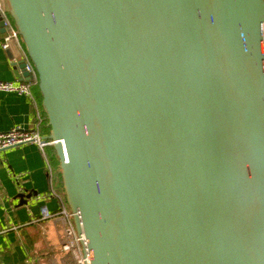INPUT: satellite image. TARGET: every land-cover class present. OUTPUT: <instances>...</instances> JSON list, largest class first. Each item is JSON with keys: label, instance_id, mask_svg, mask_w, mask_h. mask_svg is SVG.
<instances>
[{"label": "water", "instance_id": "95a60500", "mask_svg": "<svg viewBox=\"0 0 264 264\" xmlns=\"http://www.w3.org/2000/svg\"><path fill=\"white\" fill-rule=\"evenodd\" d=\"M5 4L90 264H264V0Z\"/></svg>", "mask_w": 264, "mask_h": 264}, {"label": "crops", "instance_id": "0c3cea01", "mask_svg": "<svg viewBox=\"0 0 264 264\" xmlns=\"http://www.w3.org/2000/svg\"><path fill=\"white\" fill-rule=\"evenodd\" d=\"M2 34L0 27V42ZM19 58L9 47L0 46V80L22 78ZM32 92L40 104L37 85ZM34 114V106L25 95L0 91V131L18 125L29 126L34 121ZM43 133L46 134L44 128ZM46 154L54 166L57 187L63 190L60 172L54 165L55 150L48 146ZM47 189L44 158L37 146L22 144L0 151V264H29L30 261L35 264L30 259L32 253L46 255L44 264H57V260L63 259V219H39L45 210H59L57 200L41 198ZM70 261L65 260L64 264L74 263L72 257Z\"/></svg>", "mask_w": 264, "mask_h": 264}, {"label": "built area", "instance_id": "2783aa9c", "mask_svg": "<svg viewBox=\"0 0 264 264\" xmlns=\"http://www.w3.org/2000/svg\"><path fill=\"white\" fill-rule=\"evenodd\" d=\"M5 1V0H4ZM0 17L3 21V28L5 32L2 34L0 46L7 49L9 42L13 41L15 46L19 49V59L25 65L21 68L22 78L17 81H4L0 80V91L5 92H18L25 95L33 104L35 109L34 121L29 126H13L6 131H0V151L17 147L22 144H33L38 147L44 158L45 171L48 177V192L42 193V199L53 198L58 201L59 210L51 212L45 210L41 213L39 219H55L60 217L64 222V240L61 242V250L70 252L75 261L74 264H90L87 243L85 242V235L83 230L77 231L74 225V215H79L78 212H72L68 208L64 190H60L56 184V172L51 160L46 154V147L53 146L56 140L47 138L43 133L45 126V119L42 113V108L38 101L34 98L32 88L38 85V75L35 65L32 64L27 49L22 40L19 30L13 22L10 13L7 10L6 4L4 6L3 0H0ZM263 53H264V38H263ZM23 71L29 74V79L25 80Z\"/></svg>", "mask_w": 264, "mask_h": 264}, {"label": "rangeland", "instance_id": "374dc122", "mask_svg": "<svg viewBox=\"0 0 264 264\" xmlns=\"http://www.w3.org/2000/svg\"><path fill=\"white\" fill-rule=\"evenodd\" d=\"M3 3H4V6H5V1L3 0ZM35 253V252H34ZM40 256V257H39ZM63 259H60V260H57L56 262H57V264H64V262H65V260L66 261H70L71 260V257H72V259H73V256H72V254L70 253V252H63ZM31 257L32 258H30L31 260L33 259L34 260V262H36L35 264H44V260H45V258H46V255H43V254H40L39 253V255L38 254H33L32 253V255H31ZM73 261H74V259H73ZM71 262V261H70ZM74 263H75V261H74ZM74 263H72V264H74ZM28 264V263H27ZM29 264H33V262L32 261H30V263Z\"/></svg>", "mask_w": 264, "mask_h": 264}, {"label": "trees", "instance_id": "16d2710c", "mask_svg": "<svg viewBox=\"0 0 264 264\" xmlns=\"http://www.w3.org/2000/svg\"><path fill=\"white\" fill-rule=\"evenodd\" d=\"M37 87H38V85H37ZM38 100L40 101V105H41V102H42V101H41V94H40L39 89H38ZM41 108H42V106H41ZM42 113H43V115H44V119L46 120V121H45V126H44V131H45L46 134H48V133H49V130H50V127H49L48 124H47V119H46V117H45V113H44L43 109H42ZM51 149H52V151H53V147H52V146H51ZM54 157L57 158V159L55 160L54 165L56 166V168H57L58 171L60 172L58 156L55 154ZM59 181H60L61 186H62V175H61V172L59 173Z\"/></svg>", "mask_w": 264, "mask_h": 264}]
</instances>
